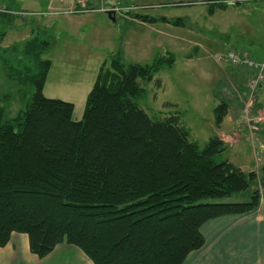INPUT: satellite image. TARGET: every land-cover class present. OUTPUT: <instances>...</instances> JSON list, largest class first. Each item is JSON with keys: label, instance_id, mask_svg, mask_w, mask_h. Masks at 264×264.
Segmentation results:
<instances>
[{"label": "trees", "instance_id": "obj_1", "mask_svg": "<svg viewBox=\"0 0 264 264\" xmlns=\"http://www.w3.org/2000/svg\"><path fill=\"white\" fill-rule=\"evenodd\" d=\"M228 5L214 0L209 7ZM4 11L2 22L25 19ZM48 31L36 25L23 46L0 45L1 68L18 89L29 91L25 110L12 118L0 100V247L18 232L28 235L40 258L67 243L94 264H183L205 245L206 222L260 206V188L249 200L225 201L248 189L258 173L217 161L225 150L221 136L201 147L180 115L154 119L136 102L146 92L138 80L151 81L174 64V55L151 65L113 56L75 120L74 103L44 94L52 66L44 58L53 46ZM228 108L223 102L214 110L218 126Z\"/></svg>", "mask_w": 264, "mask_h": 264}, {"label": "rangeland", "instance_id": "obj_2", "mask_svg": "<svg viewBox=\"0 0 264 264\" xmlns=\"http://www.w3.org/2000/svg\"><path fill=\"white\" fill-rule=\"evenodd\" d=\"M180 1L187 3L180 5ZM124 2L136 4V7L128 12L130 9L122 5L114 22L107 13L96 12L103 5H108V0H90L88 8L95 11L80 16L49 14L66 10L70 5L66 0H0V7L7 4L17 10L19 16L28 18L26 21L16 18L10 25L9 22L1 24L0 35L6 30V43L17 42L23 46L36 25L49 29L53 46L44 58L52 62L45 91L50 98L63 99V94L55 92L56 80L63 72H69L64 74L67 81L71 74L86 80L96 70L99 72L104 63L109 67L111 58L119 53L125 64L141 65H151L158 57L174 55V64L164 66L151 81L138 80L146 92L136 102L154 119L175 113L180 115L191 139L201 147L211 136L222 135L225 150L217 156V161L229 160L244 173L257 171L258 179L251 181L248 189L235 193L225 201L249 200L255 188L263 192L264 151L258 147L259 142H255L257 138L249 128L250 120H245L246 126L241 125L238 114L241 109L243 114L246 109L251 110V115L248 113L250 122L258 127L254 131L264 139V135L259 133L263 132L264 125L257 120L263 108L260 114L251 117L252 109L257 111V107L264 105V81L249 99V69L234 67L227 61L219 62L217 57L225 55L230 49L255 60L263 57L264 1L229 4L226 9L216 8L214 14L208 13V3H196L201 0ZM21 9L46 14L27 15ZM136 14L149 15L157 20L145 22ZM80 20L85 23L74 28L75 22ZM84 43L87 44L85 49L81 46ZM158 80L162 81L161 87L157 85ZM17 89L15 80L6 76L0 67V100L6 107V118H12L26 108L29 91L23 90L27 94L22 95L17 93ZM67 101L74 103V119L80 120L85 102L73 101L72 98ZM223 102L229 107L228 113L218 126L214 110ZM234 132L240 137H235Z\"/></svg>", "mask_w": 264, "mask_h": 264}, {"label": "crops", "instance_id": "obj_3", "mask_svg": "<svg viewBox=\"0 0 264 264\" xmlns=\"http://www.w3.org/2000/svg\"><path fill=\"white\" fill-rule=\"evenodd\" d=\"M70 5L66 10L60 12H52L49 14H65V15H85L88 12L95 11L94 8H88L90 0H66ZM202 2H196L205 4L208 3V13L214 14L216 9L210 11L209 4L214 0H201ZM108 5H103L102 8L96 10V12H104L108 14L109 11L115 10L114 7H136L133 3L125 4L124 0H108ZM181 3V4H180ZM187 1H180L178 4L183 5ZM188 3H195L194 1H188ZM111 5V6H110ZM113 8V9H111ZM0 9L17 15V10H13L7 4H2ZM4 11V12H5ZM26 14L36 13L37 15H44L45 12H35L32 10L21 9ZM118 10H116V14ZM48 13V12H47ZM46 14V13H45ZM116 16V15H115ZM17 16L10 17L7 22L0 21V25H9L14 22ZM22 19V18H21ZM100 19H103L100 16ZM109 19L113 21L110 17ZM24 21V19H22ZM68 20V19H67ZM75 22V21H73ZM115 22V21H114ZM85 21H76L73 25L74 28L77 24L83 25ZM1 40L0 45L7 48L11 45L18 44L17 42L6 43L7 33ZM32 36V35H31ZM30 36V37H31ZM25 42V41H24ZM89 44V43H88ZM84 49L87 44L81 45ZM74 47H77L74 45ZM247 56V55H246ZM264 55L259 60H263ZM1 67V66H0ZM248 70V69H246ZM6 76V71L4 70ZM61 73V77L58 76L56 80L55 92L63 94V99L71 100V98L79 100L81 103H86L88 93L91 91L96 78L99 74L97 70L92 73L89 79H83L80 75H70L67 81L64 78V74ZM253 70H248V75L251 76ZM79 77V78H78ZM49 74L47 76L44 85V94L48 82ZM19 94H27L22 90L17 89ZM29 95V94H28ZM27 96V95H26ZM26 98V97H25ZM241 105L245 106L243 100H240ZM264 107H257L254 111L252 109V116L256 117L260 114V110ZM243 108V107H242ZM251 115V110L249 111ZM249 114H243V109L238 114L239 123L246 126L245 120L249 118ZM78 120V119H77ZM264 135L263 132H259ZM235 137H240L234 132ZM222 137V135H221ZM223 138V137H222ZM225 141V138H223ZM264 190L261 191L260 206L251 212L238 215H225L216 219H212L206 222L201 231L206 239L205 245L192 251L186 258L183 264H264ZM0 264H94L92 260L77 246L67 243H61L46 257L40 258L34 254L29 245V237L27 234L14 232L9 243L3 247H0Z\"/></svg>", "mask_w": 264, "mask_h": 264}, {"label": "built area", "instance_id": "obj_4", "mask_svg": "<svg viewBox=\"0 0 264 264\" xmlns=\"http://www.w3.org/2000/svg\"><path fill=\"white\" fill-rule=\"evenodd\" d=\"M247 1H264V0H227V3L229 4H237V3H242V2H247ZM122 8L121 6H115V10H119ZM129 9H133L132 7H128ZM113 9V8H111ZM219 62L227 61L230 65L234 67H238L241 69H251L253 70V74L250 76L249 81H248V90H249V99L252 98L251 96L255 95L257 92L258 87L262 84L264 81V59L263 60H255L253 58H250L248 56H244L237 52L234 49H230L225 55H219L217 57ZM252 101L250 100L249 104H251ZM248 104V105H249ZM248 108V107H247ZM249 109H246L245 114L248 115ZM248 120L251 121V119L248 118ZM259 122H261L264 125V107L262 110V115L258 117L257 119ZM249 121V128L251 129L252 133H254L256 144L259 142L258 147L260 148L261 151H264V139H262L261 136H257V133H255L254 130H257L258 127L255 126V124H252ZM253 121V120H252ZM257 121V122H258Z\"/></svg>", "mask_w": 264, "mask_h": 264}, {"label": "water", "instance_id": "obj_5", "mask_svg": "<svg viewBox=\"0 0 264 264\" xmlns=\"http://www.w3.org/2000/svg\"><path fill=\"white\" fill-rule=\"evenodd\" d=\"M116 10H110L109 11V17L113 20L116 21Z\"/></svg>", "mask_w": 264, "mask_h": 264}]
</instances>
